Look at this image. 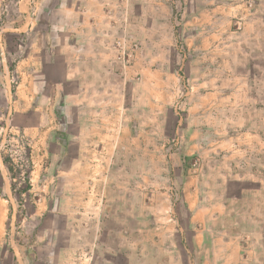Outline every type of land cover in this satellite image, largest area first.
I'll return each instance as SVG.
<instances>
[{"label":"rangeland","instance_id":"374dc122","mask_svg":"<svg viewBox=\"0 0 264 264\" xmlns=\"http://www.w3.org/2000/svg\"><path fill=\"white\" fill-rule=\"evenodd\" d=\"M75 1L0 0V264H260L264 0Z\"/></svg>","mask_w":264,"mask_h":264},{"label":"crops","instance_id":"0c3cea01","mask_svg":"<svg viewBox=\"0 0 264 264\" xmlns=\"http://www.w3.org/2000/svg\"><path fill=\"white\" fill-rule=\"evenodd\" d=\"M76 2H77V0L74 3L71 4V5L75 6V7L73 6L74 8L71 7V6L69 7V10L71 12H76V10H77L76 9V7H77L76 4H79L82 7L81 0H80V3H76ZM261 2L262 3H260V4L263 5V0H261ZM80 10H81V8L79 9V11ZM69 19H70L71 23H78L79 22V19H78L77 16L73 17L72 15H70ZM258 187H262V186L259 185ZM198 199H199V197H198ZM223 201L217 202L215 204L217 206V205L222 203V206H223V214L222 215L224 216V219L226 221H229V220L232 219V215H233L232 214L233 212H232V209H231V203H230V202H232V199H228V200H226L224 202ZM262 201H263V203H262V211L259 214L260 217H264V198H263ZM214 202H216V201H214ZM193 205L195 206L194 209L196 210L197 208L198 209L200 208L199 206L202 205V202L197 200ZM222 215L220 213V216H222ZM207 216H208V214H207ZM263 221H260L257 224L256 228H254L255 230H253V231H251L249 233L243 234L242 236L240 235V237H241L240 239L244 243H245V238L248 239V240L251 238V242L250 243L248 241H246V244H243V242H240L238 246H237V243L234 242V241H230L229 243L233 246V248L235 250H236V247H239L240 251L244 250V251H246V253H251L252 252V253H255V256L258 255V257L264 256V225H263L264 222ZM224 235L226 237H229L231 240L237 239V237H235L237 235H234L233 232L230 230V228L229 229L228 228L225 229ZM258 253H260V254H258ZM259 263L260 264H264V260H262V261L260 260ZM243 264H251V263L248 260H246V261L243 260Z\"/></svg>","mask_w":264,"mask_h":264},{"label":"trees","instance_id":"16d2710c","mask_svg":"<svg viewBox=\"0 0 264 264\" xmlns=\"http://www.w3.org/2000/svg\"><path fill=\"white\" fill-rule=\"evenodd\" d=\"M4 163L6 164L7 166V170L9 171V173L12 175V167H10V160H7V159H4ZM13 186V184H12ZM14 191V190H13Z\"/></svg>","mask_w":264,"mask_h":264}]
</instances>
